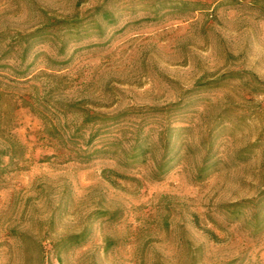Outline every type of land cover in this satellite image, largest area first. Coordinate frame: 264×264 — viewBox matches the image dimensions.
<instances>
[{"label":"rangeland","instance_id":"obj_1","mask_svg":"<svg viewBox=\"0 0 264 264\" xmlns=\"http://www.w3.org/2000/svg\"><path fill=\"white\" fill-rule=\"evenodd\" d=\"M0 264H264V0H0Z\"/></svg>","mask_w":264,"mask_h":264},{"label":"trees","instance_id":"obj_2","mask_svg":"<svg viewBox=\"0 0 264 264\" xmlns=\"http://www.w3.org/2000/svg\"><path fill=\"white\" fill-rule=\"evenodd\" d=\"M88 118V117H87Z\"/></svg>","mask_w":264,"mask_h":264}]
</instances>
